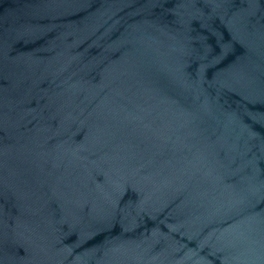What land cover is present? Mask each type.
<instances>
[{"label": "water", "instance_id": "95a60500", "mask_svg": "<svg viewBox=\"0 0 264 264\" xmlns=\"http://www.w3.org/2000/svg\"><path fill=\"white\" fill-rule=\"evenodd\" d=\"M0 264H264V0H0Z\"/></svg>", "mask_w": 264, "mask_h": 264}]
</instances>
